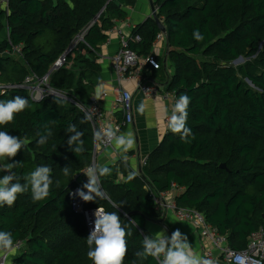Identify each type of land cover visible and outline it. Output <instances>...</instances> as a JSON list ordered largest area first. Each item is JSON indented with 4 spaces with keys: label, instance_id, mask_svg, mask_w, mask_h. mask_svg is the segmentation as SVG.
Listing matches in <instances>:
<instances>
[{
    "label": "trees",
    "instance_id": "16d2710c",
    "mask_svg": "<svg viewBox=\"0 0 264 264\" xmlns=\"http://www.w3.org/2000/svg\"><path fill=\"white\" fill-rule=\"evenodd\" d=\"M6 1V8H0V35L7 29L0 40V82L16 85L29 73L48 75L47 87L68 99L47 93L34 101L20 87L0 92V100L17 95L28 100L13 122L0 125V131L27 143L15 157L0 163H15L13 183L25 184V176L38 166L50 167L53 181L44 200L34 201L29 188L18 194L13 206H0V231L11 232L17 244L13 264H93L87 257L84 219L72 210L68 195L77 183L87 182L77 175L90 164L93 149L91 123L77 104L87 106L100 84L97 59L106 31L124 20L126 8L137 0ZM153 3L165 33L150 16L131 29L128 46L147 57L156 36L163 33L165 55H153L158 67L147 64L141 75L156 77L177 99L181 94L190 97L187 126L194 139L185 143L167 127L138 173L126 160L106 166L110 172L100 178L105 198L87 206L120 215L130 233L123 264H158L135 253L142 251L143 238L151 236L145 221L160 216L148 189L168 191L171 183L181 190L174 195L177 208L197 210L231 248L243 250L249 236L264 226V0ZM194 30L204 39L195 40ZM83 31L62 64L53 68ZM135 35L140 39L135 41ZM16 45L20 52L14 51ZM241 56H255L256 61L233 66ZM165 62L169 73L163 69ZM69 125L83 133L80 153L67 143L74 135L67 131ZM41 135L46 136L44 144L38 142ZM66 166L68 175L62 170ZM4 174L8 173L0 172V177Z\"/></svg>",
    "mask_w": 264,
    "mask_h": 264
},
{
    "label": "clouds",
    "instance_id": "9594fccd",
    "mask_svg": "<svg viewBox=\"0 0 264 264\" xmlns=\"http://www.w3.org/2000/svg\"><path fill=\"white\" fill-rule=\"evenodd\" d=\"M193 37L201 41L204 37L199 30H194ZM101 89H97L96 98L99 99ZM190 97L187 94H181L175 100L171 109V115L168 117L167 126L173 134L180 135L185 143H190L189 137L194 139L191 129L187 126L188 107ZM28 106V100L19 95L12 99L0 100V125H6L14 121L15 115L24 111ZM77 107H80L77 104ZM83 110V109H81ZM139 111H144V105L140 106ZM91 114L85 113V121L91 120ZM83 122V121H82ZM67 131L74 133L67 143L75 153L83 151L84 141L81 139L83 133L76 129L75 125H69ZM118 130L111 127L106 128L103 133L97 131L95 137L97 140L106 137L108 142H114L118 148L125 152L132 148L134 139L132 134L117 135ZM47 135H51L47 131ZM40 144L46 143V136L41 135L38 141ZM27 140L24 138L10 135L8 132L0 131V160H8L17 155L18 151L24 147ZM76 145V147H73ZM15 163H5L0 165V172L11 173L4 174L0 177V206L7 205L11 207L17 200L18 194H23L31 190L32 199L41 201L50 194L51 168L48 166H38L30 174L25 176L26 183H13L16 176L12 173ZM63 173L68 175L69 168H62ZM110 169L101 165L89 166L84 174L87 176V182L77 189L74 196H78L84 202H93L97 198L104 199L105 195L101 189L100 178L109 174ZM85 189L87 191H85ZM116 206V205H114ZM118 207V206H117ZM94 227L88 237L87 245L89 251L87 257L93 264H123L127 255L126 237L130 234L127 232L121 217L117 212H107L102 207H98L94 213ZM15 251V243L11 232L0 231V254L7 257L8 254ZM137 257L147 259L154 258L158 264H214L211 259H204L197 256L192 250L186 235L182 234L179 229L172 232L171 236H166L163 232H157L155 235L145 236L143 238L142 251L135 253Z\"/></svg>",
    "mask_w": 264,
    "mask_h": 264
},
{
    "label": "built area",
    "instance_id": "2783aa9c",
    "mask_svg": "<svg viewBox=\"0 0 264 264\" xmlns=\"http://www.w3.org/2000/svg\"><path fill=\"white\" fill-rule=\"evenodd\" d=\"M0 5L6 6V0H0ZM111 31H114L120 39L119 48L111 57L112 70L114 71L116 79L119 83L125 79L128 70L130 68L136 67L138 64L142 63V66L149 64L154 68L158 67L157 62L151 54L142 59L128 46L129 39L131 38V31L129 33L124 32L121 28V25L118 23L111 28ZM83 33L84 31L79 34V38L83 36ZM133 39L137 41L140 39V37L135 35ZM163 39V33H159L155 38L154 45H157L158 42ZM72 45L64 53L67 54L72 49ZM13 49L15 52H20L21 46H13ZM64 60L65 56L62 60L58 59L54 65L57 64L59 66ZM141 70L142 68L140 67L137 72L139 76ZM47 80L48 75L38 78L35 74L29 73L25 76L21 84H3L0 82V92L5 93L8 90L20 87L26 89L33 100H40L44 94H47V89H50L47 87ZM136 87L138 91H140L141 94L146 98H153L155 96L161 95L164 99L172 100L173 104L177 99L174 92L167 91L162 84L154 80H144L141 78ZM162 87L163 90L160 89ZM48 93L53 94V90L50 89ZM79 108L83 109L82 111L84 114L87 112L91 114L92 117L91 120H89L93 131L92 159L90 164L83 168L77 175L87 178L84 172L89 166L96 165V158L99 151L109 147L111 148L113 144V142H108L106 137H103V135L101 139L97 140L95 133L97 131L103 133L106 128L111 127L113 130H118L117 135H122V129L132 123V93L126 89H121L115 98L114 109L115 112L120 115V119H117L118 115L116 118L108 115L98 103L97 98L92 95L90 97L89 104L85 107L80 106ZM170 115L171 113L168 114L165 119L166 125ZM144 164L145 158L140 162V166ZM81 187L82 185L77 183L70 189L68 195L70 197V206L72 210L75 213L81 214L84 219L87 235H89L94 227V213L98 207H88L86 202L82 201L78 196L73 195V193H75V191ZM175 189H177L176 185L171 183V189L168 191L157 193L150 191L149 189L148 191L158 210L161 211L163 209H170L176 219L192 224L193 227L198 231L199 236L209 242L210 247L204 251V257L206 259H220L221 264H264V226L260 227L257 231L249 236L245 249L239 251L235 250L227 244L225 236L217 233L215 228L206 222L204 216L200 212L195 209L177 208L175 206L174 198L172 197V191ZM85 191L87 190L85 189ZM15 247H17V244ZM7 257L2 254L0 256V264H6Z\"/></svg>",
    "mask_w": 264,
    "mask_h": 264
},
{
    "label": "crops",
    "instance_id": "0c3cea01",
    "mask_svg": "<svg viewBox=\"0 0 264 264\" xmlns=\"http://www.w3.org/2000/svg\"><path fill=\"white\" fill-rule=\"evenodd\" d=\"M7 2V1H6ZM1 9H5L6 6L0 5ZM127 16L124 20L116 21L115 24L121 25L124 32L129 33L131 29L138 23L144 21L151 16V9L149 0H137L135 5L126 8ZM114 24V25H115ZM113 25V26H114ZM112 26V27H113ZM108 36L107 40L100 46L99 58L97 62L100 65L101 72L100 84L96 86L92 96L96 97L97 89H101L100 98L97 99L98 103L106 111L108 115L116 118L117 112H115V98L121 89H126L132 93V113L133 121L122 130V135L132 134L134 144L131 149L125 152L122 148H118L114 142L112 147L99 151L96 158V165L109 166L115 164L118 160H126L130 169L133 172L140 170V162L147 157L148 153L153 149L162 139L167 130L165 122L168 114L171 113L173 102L170 99H164L161 95L153 98H145L137 89V84L141 78L137 74L139 67H145L138 64L136 67L130 68L125 76V79L119 83L116 79V75L112 70L111 57L118 50L120 45V39L118 35L111 31V28L106 31ZM154 50L151 55L161 56L165 55L166 44L165 39L154 45ZM142 59L145 57H141ZM165 61V59H164ZM148 69L153 72L154 70ZM163 69L171 71L168 62L163 64ZM154 78V79H153ZM143 78L144 80H154L156 77ZM157 82V81H156ZM161 84V83H160ZM163 90V87L160 88ZM104 94V95H103ZM144 105V111H139L140 106ZM122 175H118V180L122 179ZM181 190L175 189L172 191V197L177 195ZM160 216L157 219L146 220L144 223V229L149 235H155L157 232H163L166 236L170 237L172 232L179 229L182 234L186 235L188 242L192 246L194 253L204 258V251L210 247L207 240L202 239L199 236L198 231L189 222L178 220L175 218L173 212L170 209L159 210ZM2 254H0L1 256ZM15 254L12 252L8 256L6 264H13L12 258ZM214 264H221L220 259L213 260Z\"/></svg>",
    "mask_w": 264,
    "mask_h": 264
},
{
    "label": "water",
    "instance_id": "95a60500",
    "mask_svg": "<svg viewBox=\"0 0 264 264\" xmlns=\"http://www.w3.org/2000/svg\"><path fill=\"white\" fill-rule=\"evenodd\" d=\"M149 3H150V9H151V17H152V19L155 21V23H156V25L158 26V28H159V30L160 31H162L163 33H165V27L163 26V24H162V22L160 21V19L158 18V16H157V14H156V8H155V6H154V3H153V0H149ZM77 37H79V35L77 36ZM83 37H81L80 39H82ZM65 54L66 53H63L61 56H60V60H62L63 58H64V56H65ZM238 60V59H237ZM58 65L57 64H55L54 66H53V68H55V67H57ZM53 94H56V95H59V96H61V97H64V98H67L68 99V97H66L65 95H61V94H59V93H57V92H54L53 91ZM34 101H39V100H34ZM0 165H2L1 163H0ZM220 167H225V165L224 164H221L220 165ZM8 174H10V173H8ZM125 217H129L128 215H126Z\"/></svg>",
    "mask_w": 264,
    "mask_h": 264
},
{
    "label": "rangeland",
    "instance_id": "374dc122",
    "mask_svg": "<svg viewBox=\"0 0 264 264\" xmlns=\"http://www.w3.org/2000/svg\"><path fill=\"white\" fill-rule=\"evenodd\" d=\"M6 35H7V29H6V34H5V32H3L1 35H0V40H2L3 38H5L6 37ZM78 35H76V37L74 38V40H73V45H72V48H73V46L75 45V43L78 41V40H81L79 37H77ZM262 46H263V43L262 44H260V48H262ZM153 50H154V48H153ZM246 61H249V62H254V61H256V58H255V56L254 57H250V58H248V57H245V56H241L237 61H235V62H233V66H237V65H239V64H242V63H245ZM140 68V67H139ZM138 68V69H139ZM141 68H143V67H141ZM140 75H141V73H140ZM50 91V89H47V93ZM59 93V92H58ZM59 94H61V95H63V93H59ZM56 95V94H55ZM146 98V97H145ZM71 101V100H70Z\"/></svg>",
    "mask_w": 264,
    "mask_h": 264
}]
</instances>
